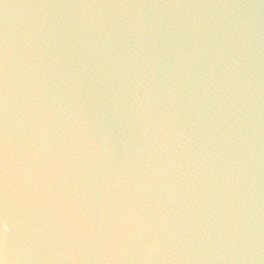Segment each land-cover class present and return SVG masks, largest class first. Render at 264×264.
<instances>
[{
    "label": "clouds",
    "instance_id": "obj_1",
    "mask_svg": "<svg viewBox=\"0 0 264 264\" xmlns=\"http://www.w3.org/2000/svg\"><path fill=\"white\" fill-rule=\"evenodd\" d=\"M0 264H264V0H0Z\"/></svg>",
    "mask_w": 264,
    "mask_h": 264
}]
</instances>
